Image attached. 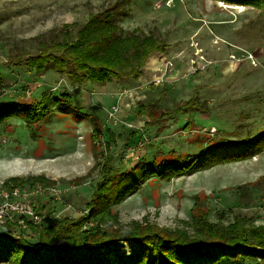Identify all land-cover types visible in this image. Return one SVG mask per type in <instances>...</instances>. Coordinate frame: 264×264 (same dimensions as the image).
Here are the masks:
<instances>
[{"label":"rangeland","instance_id":"1","mask_svg":"<svg viewBox=\"0 0 264 264\" xmlns=\"http://www.w3.org/2000/svg\"><path fill=\"white\" fill-rule=\"evenodd\" d=\"M106 8L126 31L151 32L165 42L164 49L149 55L138 78L80 82L70 66L62 72L53 64L43 71L18 64L20 54L38 50L33 36L48 41L76 37L91 12ZM0 72L6 91L2 103L29 104L45 93L73 97L69 107L49 97L46 117L30 125L15 114L0 124V184L10 176L57 179V194L42 196L37 209L45 216L79 217L90 212L87 202L100 167L80 184L69 180L102 159L95 156L93 126L81 110L104 125L103 143L109 140L108 129L115 132L109 151L114 174L131 171L139 161L151 162L156 154L199 153L209 136L237 141L264 133V8L224 0H0ZM192 96L200 100V110L173 113L179 101ZM113 105L119 110L112 115ZM140 107L165 114L146 126L149 117L139 113ZM141 138H147L144 145H134ZM102 149L106 152L105 145ZM198 197L214 222L229 224L243 216L264 224V150L171 179H144L112 211L124 225L147 219L192 232L183 221L193 219ZM13 231L37 238L30 225L14 224Z\"/></svg>","mask_w":264,"mask_h":264},{"label":"trees","instance_id":"2","mask_svg":"<svg viewBox=\"0 0 264 264\" xmlns=\"http://www.w3.org/2000/svg\"><path fill=\"white\" fill-rule=\"evenodd\" d=\"M224 1L264 8V0ZM33 39L39 40L38 50L34 54H20L18 64L37 71L53 64L62 72L70 66L77 81L98 83H106L113 77L138 78L149 55L164 49L165 45L151 32L126 31L115 23L108 8L91 12L88 20L79 27L76 37L65 34L61 40L48 41L37 35ZM5 94V79L0 72V100ZM49 97L59 107H69L73 103L70 92L59 95L45 93L41 100L29 104L0 101V124L14 114L23 117L28 125L44 119L49 109ZM200 108V100L192 96L179 101L173 113ZM139 113L148 115L146 126L156 123L165 114L146 107H140ZM80 114L90 119L92 136L97 141L94 143L95 156L100 155L102 159L97 160L86 174L69 182L80 184L92 175L96 166L100 167V179L87 202L90 212L79 217L46 216L41 224L30 222L36 239L16 234L12 221L0 223V264H246L250 261L264 264V224L243 216H237L229 224L214 222L199 206V197L192 207L193 219L183 221L185 226L193 227L192 232L186 228L172 229L147 219L124 225L118 214L112 211V206L139 188L142 180L154 175L171 179L259 154L264 150V133L255 139L237 141L209 136L207 145L201 143L199 153L172 152V157L156 154L151 162L139 161L131 171L114 174V156L109 151L111 144L116 142L115 132L108 129L109 140L103 143L104 125L99 118L87 112L80 111ZM190 123L184 125L185 129ZM57 181L45 174L10 176L2 186L28 182L55 185ZM42 210L38 211L42 213Z\"/></svg>","mask_w":264,"mask_h":264},{"label":"built area","instance_id":"3","mask_svg":"<svg viewBox=\"0 0 264 264\" xmlns=\"http://www.w3.org/2000/svg\"><path fill=\"white\" fill-rule=\"evenodd\" d=\"M119 110L117 105L112 106L110 114ZM137 146H143L147 138ZM57 187L37 182L32 185H16L4 187L0 184V223L12 221L14 224L27 228L29 223L41 224L45 219V214L37 209V200L48 193L57 194Z\"/></svg>","mask_w":264,"mask_h":264},{"label":"crops","instance_id":"4","mask_svg":"<svg viewBox=\"0 0 264 264\" xmlns=\"http://www.w3.org/2000/svg\"><path fill=\"white\" fill-rule=\"evenodd\" d=\"M89 98H90V100L93 99V97L90 96V94H89ZM86 100H89V99L85 97V100L83 101V104H82L83 107L85 106L84 103L86 102ZM80 106H81V105H80ZM78 109H79V108H78ZM79 110H80V109H79ZM81 111H82V110H81Z\"/></svg>","mask_w":264,"mask_h":264},{"label":"bare ground","instance_id":"5","mask_svg":"<svg viewBox=\"0 0 264 264\" xmlns=\"http://www.w3.org/2000/svg\"><path fill=\"white\" fill-rule=\"evenodd\" d=\"M155 58H156L155 55L151 56V60H155ZM150 64H152V61L150 62Z\"/></svg>","mask_w":264,"mask_h":264}]
</instances>
